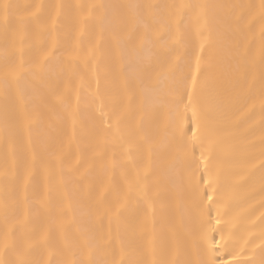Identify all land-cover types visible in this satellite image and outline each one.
<instances>
[{"label": "snow or ice", "instance_id": "1", "mask_svg": "<svg viewBox=\"0 0 264 264\" xmlns=\"http://www.w3.org/2000/svg\"><path fill=\"white\" fill-rule=\"evenodd\" d=\"M0 264H264V0H0Z\"/></svg>", "mask_w": 264, "mask_h": 264}, {"label": "bare ground", "instance_id": "2", "mask_svg": "<svg viewBox=\"0 0 264 264\" xmlns=\"http://www.w3.org/2000/svg\"><path fill=\"white\" fill-rule=\"evenodd\" d=\"M14 2L19 3L21 5L27 4L32 2V0H14ZM73 3L78 2H89V3H110V2H121V3H127L129 0H72ZM151 2H168L171 3L173 0H151Z\"/></svg>", "mask_w": 264, "mask_h": 264}]
</instances>
